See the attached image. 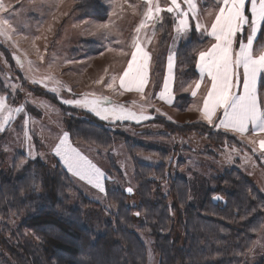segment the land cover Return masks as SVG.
<instances>
[{"label": "rangeland", "instance_id": "374dc122", "mask_svg": "<svg viewBox=\"0 0 264 264\" xmlns=\"http://www.w3.org/2000/svg\"><path fill=\"white\" fill-rule=\"evenodd\" d=\"M80 1L82 0H3L6 6L11 5V10L16 12V15L12 16V22L17 32L11 40L0 36V82L4 87L0 95L5 96L7 103L12 107L24 105L25 112L14 118L5 133H0V174L8 176L10 172L15 175L20 172L23 175L25 169H34L37 160L44 162L47 167L53 166V159L59 161V158H53L50 145L58 142V135L64 131L68 132L67 127H70V141L73 146L78 147L110 177L105 181V193H125L124 189L133 187V193L126 194L129 197L125 198V202L130 206L137 207L140 201V164L151 167L147 168L148 173L143 182L147 179L149 193L152 194L156 191L172 193L169 190L170 179L178 176L187 179H213L217 174L232 168L244 173L264 193V157L260 156L259 144L255 145L257 151L253 152V145L246 140L231 132L207 125L200 120L198 111L188 110L198 98L191 97L190 92L181 88V84L187 87L188 82L198 78V73L192 75L190 53L194 47L191 43H196L195 39L198 40L199 34L192 31L189 37L174 45L172 14L161 13L164 17L163 28L157 25L155 35L151 25L139 33L142 42L150 40V43H146V50L152 54V67L146 92L153 93L151 102L155 107L147 109L152 119L139 124L133 121L113 123L101 120L86 110L62 103V99L78 98L82 93L109 96L112 101L132 110H137V105L143 103L136 92L119 95L107 89L105 85L111 75L121 73L122 68L126 66V60L130 59V56L121 55L120 50H132L130 44L132 38L137 36L135 29L143 19L145 3L143 0H127L126 3L124 0H116L117 14L112 16L111 0H97L103 6L106 16L103 20H96L84 14V4H79ZM49 2L56 6L48 7ZM159 2L163 6L166 0ZM121 4L123 11L120 10ZM129 5L136 6L135 10ZM197 5L201 18L210 22L211 18L207 13L216 10L215 0H197ZM182 6L186 7L183 4ZM0 15L7 17L9 13ZM110 18L114 23L107 32L96 28L97 24L108 23ZM191 23L194 26L195 21ZM207 43L206 39L204 44ZM258 43H264V38ZM109 48L113 51H109ZM170 49H178L173 69L172 105L156 98L162 90L163 77L167 75V57ZM41 56L43 60L40 59ZM186 68L188 71L184 74ZM101 76L104 77V83H94ZM33 79L43 80V84H33ZM56 81L60 83L57 84ZM12 85H15V91L12 90ZM53 87L57 88L56 93L49 90ZM68 88L72 91L69 92ZM199 91H204L203 85ZM134 101L137 104H133ZM155 108H159L160 112H156ZM25 116L28 117L27 124H24ZM93 119L104 125L109 142L103 138L99 139L102 137L101 131L93 130L88 134V130L79 124L82 121L95 122ZM183 125L189 127L176 130L177 126ZM202 125L208 126L210 132H201L199 127ZM191 126L197 129L193 131ZM27 136L32 138V157L27 155ZM256 139H264V135L257 136ZM214 140L219 145L213 143ZM148 148L156 150L148 151ZM228 155L232 156L231 160L226 158ZM60 164L73 182V189L68 192L70 207L79 205L82 197L91 200L93 204L89 211L92 212L87 217L93 224L103 219V215L115 213L116 206L107 201L105 193L73 177L61 162ZM213 184L214 181L211 180L210 186ZM217 186L227 189L223 182L215 184L213 189ZM96 211H100L102 216L96 214ZM136 217L138 218L134 216ZM87 226L89 227L88 222ZM137 234L146 248V264H161L153 238L147 231H138ZM263 257L264 215L253 245L245 255L244 264H254Z\"/></svg>", "mask_w": 264, "mask_h": 264}, {"label": "trees", "instance_id": "16d2710c", "mask_svg": "<svg viewBox=\"0 0 264 264\" xmlns=\"http://www.w3.org/2000/svg\"><path fill=\"white\" fill-rule=\"evenodd\" d=\"M82 2L84 14L96 20L105 18L99 1L82 0L79 4ZM195 42L192 46L199 41ZM192 49L190 63L195 76ZM0 91H4L1 82ZM93 120L79 124L88 134L101 131L99 139L109 142L104 125ZM185 127L189 125L176 130ZM70 129L67 127L71 137ZM199 130L210 132L204 125ZM213 143L219 145L216 140ZM151 150L156 149L148 148ZM53 160V166L48 167L37 160L34 169H25L23 175L18 171V175L10 172L9 177L0 174V264H82L86 256L90 264H146L147 252L138 231H147L153 238L161 264H244L263 223L264 193L236 168L213 179L178 176L170 179L172 193L152 194L147 179L143 182L151 167L140 164V206L128 205L125 198L129 196L121 191L105 193L116 211L93 224L87 217L93 202L82 197L79 205L69 206L73 182L60 162ZM221 182L227 189H213ZM217 190L224 193L214 192ZM219 193L225 205L212 203L211 197ZM133 210L142 217L134 218ZM99 212L96 214L102 216ZM254 264H264V257Z\"/></svg>", "mask_w": 264, "mask_h": 264}, {"label": "snow or ice", "instance_id": "6c2138e0", "mask_svg": "<svg viewBox=\"0 0 264 264\" xmlns=\"http://www.w3.org/2000/svg\"><path fill=\"white\" fill-rule=\"evenodd\" d=\"M126 3L127 0H124ZM146 9L143 19L136 27L137 36L132 38L130 52L120 50L121 55L130 56L126 60V66L119 75H111L106 88L123 95L125 92H136L140 101L137 110H132L125 105L118 104L109 96H97L94 93H82L78 98L62 99V103L82 110H86L104 121L125 122L133 121L139 124L153 117L148 114V108H154L151 102L153 93L146 92L150 84V70L152 67V54L146 50V43L139 38L142 29L151 25L153 35L159 25L163 28L164 17L161 13L172 14L174 36L173 44L190 36L192 31L199 34L198 44L192 52L195 69L198 78L187 83V87L181 84L184 91L190 92L191 97L198 98L189 108V111L199 112L200 120L216 129H223L239 136L242 140L253 145V152L257 151L255 145L259 144L260 156L264 157V139L257 140V136L264 135V43H258L264 38V0H215L216 10L209 11L207 15L210 22H205L198 10L197 0H166L161 5L159 0H143ZM186 5V7L182 6ZM48 7H55L52 2ZM111 15H116V0H111ZM135 10L136 6L129 5ZM11 5H5L0 0V13H9L5 17L0 15V36L11 40L17 28L12 22V16L16 15L11 10ZM123 11V5H120ZM195 21V24L191 23ZM114 21L100 23L96 28L107 32ZM50 30V29H49ZM39 39V37H37ZM208 40L207 45L204 44ZM113 51L112 48L108 49ZM178 56L177 50H169L167 57V75L163 77V87L157 95V99L173 104V69ZM43 60V57H40ZM31 65V61H29ZM23 66V65H21ZM107 73V69H105ZM52 79V77H47ZM118 81V85H117ZM33 84H43V80H32ZM59 84V81H56ZM96 84L104 83V77L94 81ZM204 91L200 93L201 86ZM46 87V85H45ZM15 91V85L11 86ZM53 93L57 88L49 89ZM71 92L72 89L68 88ZM199 93V97H198ZM137 104V102H133ZM160 112L159 108H155ZM25 112V106L12 107L7 103V98L0 95V133H5L14 118ZM171 119V117H169ZM28 117L25 116L24 124ZM250 133V135H248ZM29 141L28 157H32L31 137ZM58 142L50 145L51 153L59 158V161L73 177L86 182L101 193H105V181L110 179L105 172L93 163L83 152L74 147L67 131L59 134ZM232 159L231 155L226 157ZM23 163V162H22ZM35 190V185H33ZM124 191L132 194L134 189L128 186ZM219 200L221 197L216 196ZM141 212H136L140 216ZM82 264H90L87 256Z\"/></svg>", "mask_w": 264, "mask_h": 264}, {"label": "water", "instance_id": "95a60500", "mask_svg": "<svg viewBox=\"0 0 264 264\" xmlns=\"http://www.w3.org/2000/svg\"><path fill=\"white\" fill-rule=\"evenodd\" d=\"M125 194H128V193L125 192ZM128 195H129V194H128ZM216 196L221 197V199H219V200L214 199V197H216ZM211 201H212L213 204H218V203H222L223 205L226 204V200H225V198H224L223 196H221L220 194H215V195H213V196L211 197Z\"/></svg>", "mask_w": 264, "mask_h": 264}]
</instances>
